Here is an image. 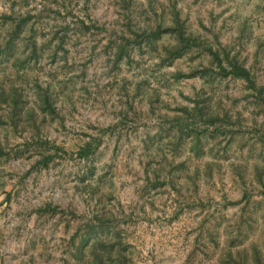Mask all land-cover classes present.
Segmentation results:
<instances>
[{"label": "rangeland", "instance_id": "1", "mask_svg": "<svg viewBox=\"0 0 264 264\" xmlns=\"http://www.w3.org/2000/svg\"><path fill=\"white\" fill-rule=\"evenodd\" d=\"M173 6L258 89L168 34L129 45ZM0 44V264H92L98 218L103 264H264V0H0Z\"/></svg>", "mask_w": 264, "mask_h": 264}, {"label": "trees", "instance_id": "2", "mask_svg": "<svg viewBox=\"0 0 264 264\" xmlns=\"http://www.w3.org/2000/svg\"><path fill=\"white\" fill-rule=\"evenodd\" d=\"M165 12H162V17L165 19ZM186 19L181 17V11L174 7L172 8L170 12V20L168 24H163V21H160L156 24H149L148 22H144L143 24H140L137 26V28L133 31L132 36L129 42V45H133V48L137 44L139 47H142L143 44L146 45H154V42L160 39L163 35L168 34L170 37H173L176 42L172 46V48H169V55H171V58H177L189 51L194 46H198L202 48L205 51V54L209 57L208 60L211 62V64L216 66V72L217 75L228 77L231 76L232 78L241 79L245 81L249 87L258 89L255 77L252 75L251 70L249 67L241 63L238 58L235 55H232L226 48H220V47H213L210 44H205L204 41L200 39V37L197 34H194L193 32H188L187 24H185ZM26 22H19L18 30L16 32H20L22 29H24L23 24L25 25ZM140 38L141 41H138L136 39ZM135 39V40H133ZM128 45V46H129ZM128 46H126V43L122 41L118 48H117V55L118 58L124 57V55L129 54L130 50H128ZM167 48V47H166ZM12 51L11 44H8L5 46L3 52H2V44H0V63H2V53L7 56L10 55ZM35 51V50H34ZM199 72L202 75H207L209 73V67H204L201 69H196L193 72L190 73H184V72H177V77H187L191 74ZM2 103V88H0V104ZM39 106H43L44 108H49V96L41 98L40 97V104ZM198 110L199 117L198 119L204 120V121H210L213 122L217 118L219 119L220 116L213 112H205L203 111L202 106L199 107ZM21 110V108H20ZM197 113V114H198ZM194 114V117L197 115ZM18 116H22L20 112L18 113ZM181 129V127H180ZM200 135H195L194 137V146L198 147L200 146ZM91 141L87 142L85 145L81 146L79 151L81 154L88 155L91 151ZM58 147V146H57ZM59 148V147H58ZM2 151V147L0 146V153ZM55 155L58 153V150H56ZM52 157V155H51ZM92 221H89L87 224L86 230L83 232L81 237V243L82 245L88 246L89 251L91 254H93L94 258L92 260V264H103L104 258L111 257V251L114 248V244L106 241V238L103 237L102 233H106L108 231V226L104 224V220L98 218V222H93V219H90ZM80 243V244H81ZM107 258V259H108Z\"/></svg>", "mask_w": 264, "mask_h": 264}]
</instances>
